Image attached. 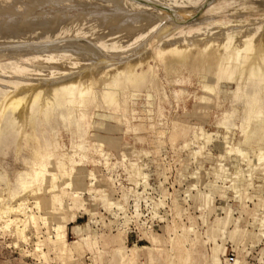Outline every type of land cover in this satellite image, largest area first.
<instances>
[{"label": "bare ground", "instance_id": "6f19581e", "mask_svg": "<svg viewBox=\"0 0 264 264\" xmlns=\"http://www.w3.org/2000/svg\"><path fill=\"white\" fill-rule=\"evenodd\" d=\"M13 1L18 8L24 5V12L34 19L9 12ZM48 1L0 0V40L13 42L11 48L0 50V61L12 60L15 66L0 71V78L15 75L30 79L4 81L9 91L18 89L0 105V215H5L4 205L11 204L7 212L16 224L12 202L31 190L39 193L35 177L43 180L42 175H48L45 193L50 196L61 179L68 180L70 187L67 161L64 156L57 161L52 158L46 149L47 136H52L49 138L61 151L73 145L83 152L93 139V152L97 153L103 142L97 132L92 133L102 129L101 125L94 127L95 115L104 117L108 128L110 123L116 126L125 150L136 155L130 168L146 181L136 164L144 150L133 117L144 96L146 112L151 108L160 115L166 107L156 65L176 103L181 101L186 108L198 105L201 120L214 127L216 135L221 128L232 133V146L218 163V170L225 162L232 171L230 192L237 191L241 163L251 170V176L264 177L263 4L245 6L254 5L256 0H80L82 4L74 9L88 11L55 22L49 13L54 8ZM71 4V0H62L55 7L64 9ZM175 79H179L178 88H174ZM199 135L204 149L212 137L202 130ZM238 136L242 140H237ZM193 137L197 140L198 133ZM253 138L252 161L247 150L236 148ZM71 163L77 162L72 159ZM102 197L97 195V199ZM38 200L42 201L44 218L51 216L46 209H52L53 202L39 195ZM224 214L225 218L207 225L214 245L210 259L213 264H225L221 256L226 244H231L242 253V260L235 258V264H240L251 254L248 246L254 250L264 232L247 233L248 241L242 243L238 227L232 228L231 211L224 210ZM259 220L263 228L264 220ZM187 244L182 238L179 257L171 245L167 264H189Z\"/></svg>", "mask_w": 264, "mask_h": 264}, {"label": "rangeland", "instance_id": "374dc122", "mask_svg": "<svg viewBox=\"0 0 264 264\" xmlns=\"http://www.w3.org/2000/svg\"><path fill=\"white\" fill-rule=\"evenodd\" d=\"M59 1L62 0L48 1L54 8L49 13L55 22H60L63 16L74 19L78 11L79 14L88 11V8L74 9L85 0H71L72 4L64 9L55 7ZM15 4L13 1L8 7L9 12H14L16 17L28 15L34 19L29 12H24V5L18 8ZM260 4L264 5L263 1L256 0L254 5L245 6L260 7ZM55 10L59 12L54 13ZM62 10L66 11L65 15ZM10 43L13 44L0 40V50L11 48ZM0 67L3 73L15 69L14 61H0ZM156 73L167 99L165 109L160 115L151 108L146 112L144 96L133 117L140 148L144 150L142 159L136 164L146 181L139 179L137 172L130 168L136 155L125 150L122 134L112 123L108 128L104 117H93L94 127L102 126L101 130L92 131L97 132L103 142V146H97V153L93 152V139L85 145L83 152L73 145L69 150L61 151L49 138L52 136H47L48 153L55 161L63 156L67 161L70 187L66 185L68 180L61 179L50 196L45 193L48 175L43 174V180L35 177L39 193L34 194L35 190H31L18 195L12 202L17 211L16 224L7 212L11 204L4 205L5 215H0V264H167L166 253L171 245L175 255L180 256L182 238L188 242L189 264H213L210 256L214 245L207 233V225L212 226L216 219L225 218L224 210L231 211L232 228L238 227L242 243L248 241L247 233L264 232V227L259 225V218L264 220V177L251 176V170L241 163L237 191L235 194L230 192L232 171L225 162L218 170V163L232 146V133L221 128L216 135L215 128L201 120L198 105L183 107L181 101L178 104L169 95L167 81L158 65ZM8 77L0 78V105L18 89L9 91L4 81L13 83L21 79L30 82L29 78ZM178 80L175 79L174 88L179 87ZM201 130L212 137V142L204 149L199 135ZM194 132L198 133L197 140L193 137ZM237 140L242 139L238 136ZM255 141V138L250 139L236 150H247L248 158L253 161ZM21 155L19 161H22ZM72 159L76 165L71 163ZM99 193L103 196L101 199H97ZM38 195L46 202H53L52 209H46L51 216L44 218ZM252 238L251 235L249 239ZM260 242L254 250L248 246L251 254L240 264H264L262 237ZM225 247V254L232 250L236 260L241 259L242 253L238 249L231 244Z\"/></svg>", "mask_w": 264, "mask_h": 264}, {"label": "built area", "instance_id": "2783aa9c", "mask_svg": "<svg viewBox=\"0 0 264 264\" xmlns=\"http://www.w3.org/2000/svg\"><path fill=\"white\" fill-rule=\"evenodd\" d=\"M224 263L225 264H235V254L232 250L226 252L224 256Z\"/></svg>", "mask_w": 264, "mask_h": 264}]
</instances>
